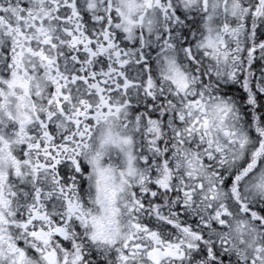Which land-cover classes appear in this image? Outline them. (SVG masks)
Here are the masks:
<instances>
[{
  "label": "snow or ice",
  "instance_id": "1",
  "mask_svg": "<svg viewBox=\"0 0 264 264\" xmlns=\"http://www.w3.org/2000/svg\"><path fill=\"white\" fill-rule=\"evenodd\" d=\"M0 264H264V0H0Z\"/></svg>",
  "mask_w": 264,
  "mask_h": 264
}]
</instances>
